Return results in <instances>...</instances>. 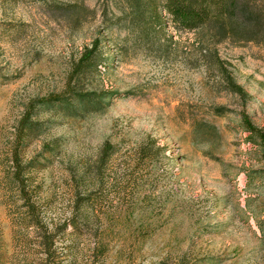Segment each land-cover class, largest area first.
<instances>
[{"label":"rangeland","instance_id":"obj_1","mask_svg":"<svg viewBox=\"0 0 264 264\" xmlns=\"http://www.w3.org/2000/svg\"><path fill=\"white\" fill-rule=\"evenodd\" d=\"M71 1L0 0V264H264V43L173 22L143 40L125 0H84L78 17L61 8ZM97 36L77 84L112 101L35 107L23 194L7 174L25 104L64 91Z\"/></svg>","mask_w":264,"mask_h":264},{"label":"trees","instance_id":"obj_2","mask_svg":"<svg viewBox=\"0 0 264 264\" xmlns=\"http://www.w3.org/2000/svg\"><path fill=\"white\" fill-rule=\"evenodd\" d=\"M125 1L131 8L133 24L137 25V34L143 40H148L154 36L159 37V34L165 32V23L173 22L177 28L207 29L215 41L230 38L233 42L254 40L258 43H264V0L262 2L259 0ZM46 4H50V2L48 1ZM61 8H64V14L78 17L82 8L89 7L84 0H73ZM100 41V36H97L91 46L85 47L82 55L73 65L64 91L31 98L25 104L15 127V137L10 149L15 169L13 174H7L8 182L17 180L23 194L26 193V190L21 177L23 167L19 153L20 147L28 140V137H34L42 130L41 121L32 117L35 107L55 109L56 111L63 110L70 115H79L102 112L111 103L112 94L115 91L95 88L84 89L77 84L86 69L94 66ZM207 51V55L212 58L216 68L223 75V80L226 81L228 89L244 93L243 85L235 81L218 50L208 48ZM243 119L248 129L251 131L258 130L247 113H244ZM25 199H27L26 196ZM26 203L29 204V201ZM29 211L33 213L30 208Z\"/></svg>","mask_w":264,"mask_h":264}]
</instances>
